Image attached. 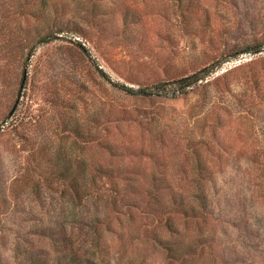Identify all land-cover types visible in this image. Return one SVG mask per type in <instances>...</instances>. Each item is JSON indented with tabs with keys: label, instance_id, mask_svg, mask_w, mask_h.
Instances as JSON below:
<instances>
[{
	"label": "rangeland",
	"instance_id": "1",
	"mask_svg": "<svg viewBox=\"0 0 264 264\" xmlns=\"http://www.w3.org/2000/svg\"><path fill=\"white\" fill-rule=\"evenodd\" d=\"M70 259L264 264V0H0V264Z\"/></svg>",
	"mask_w": 264,
	"mask_h": 264
},
{
	"label": "trees",
	"instance_id": "2",
	"mask_svg": "<svg viewBox=\"0 0 264 264\" xmlns=\"http://www.w3.org/2000/svg\"><path fill=\"white\" fill-rule=\"evenodd\" d=\"M199 78H200L199 74L193 73L190 76H186V77L177 79L176 83L179 85V87L183 88V87L190 85L193 82L197 81ZM68 264H74V260L70 259Z\"/></svg>",
	"mask_w": 264,
	"mask_h": 264
}]
</instances>
